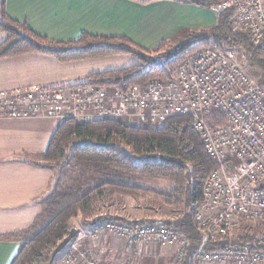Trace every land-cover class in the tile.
Segmentation results:
<instances>
[{
  "label": "trees",
  "instance_id": "obj_1",
  "mask_svg": "<svg viewBox=\"0 0 264 264\" xmlns=\"http://www.w3.org/2000/svg\"><path fill=\"white\" fill-rule=\"evenodd\" d=\"M136 1L149 3L155 0ZM176 1L214 10L216 23L205 30L181 31L175 38L152 50L141 48L124 36H94L86 32L74 41H53L35 33L26 22L11 19L2 3L0 32L5 34V40L0 44V59L34 53L70 63L134 55L138 64L131 67L92 73L83 82L57 86L90 85L126 90L133 86L143 87L152 80H170L199 51L241 49L246 56L245 70L258 76L257 80L264 88V41L256 45L248 32L235 29L231 13L221 11L217 0ZM148 62L155 63L147 66ZM210 122V125L225 123L216 113L212 114ZM116 140L124 147L116 145ZM41 157L49 167L59 172L60 187L44 200L45 211L34 226L12 234L18 243V251L10 264H53L58 256L50 263L53 249L72 228H77L74 222L79 219V228L86 230L110 220L133 225L146 223L127 221L109 214L96 215L98 203L116 198L150 197L168 207L185 208L182 218L165 222L173 225L189 241L182 264L189 262L200 245L203 233L194 221V214L202 201L204 182L217 165L206 154L193 129L192 118H171L160 127L147 124L128 126L122 120L83 123L66 119L58 125ZM65 167L77 175L69 178L71 174L61 172ZM157 177L166 179L170 185L150 187L148 181ZM236 234L208 241L206 251L235 245L264 253V237Z\"/></svg>",
  "mask_w": 264,
  "mask_h": 264
},
{
  "label": "built area",
  "instance_id": "obj_2",
  "mask_svg": "<svg viewBox=\"0 0 264 264\" xmlns=\"http://www.w3.org/2000/svg\"><path fill=\"white\" fill-rule=\"evenodd\" d=\"M220 1L231 13L235 29L248 32L256 45L264 41V0ZM109 90L90 85L2 89L0 119L122 120L128 126L160 127L171 118H192L206 154L217 165L204 182L202 201L194 214L203 233L194 260L201 264H264V253L248 246L205 249L208 241L235 234L242 221L264 225V88L239 64L235 50H203L168 81ZM213 113L225 123L208 124L206 119ZM103 233L130 246L176 248L179 259L189 247L184 235L162 223L133 225L110 220L90 229L85 237L96 242ZM82 239L72 240L63 263L102 264L80 246Z\"/></svg>",
  "mask_w": 264,
  "mask_h": 264
},
{
  "label": "crops",
  "instance_id": "obj_3",
  "mask_svg": "<svg viewBox=\"0 0 264 264\" xmlns=\"http://www.w3.org/2000/svg\"><path fill=\"white\" fill-rule=\"evenodd\" d=\"M2 3L11 19L26 22L35 33L53 41H74L86 32L124 36L146 50L175 38L183 29L211 28L217 19L210 9L176 0H0V13ZM4 40L5 34L0 32V44ZM114 57L126 56L70 63L34 53L0 59V90L69 84L74 78L104 72L98 70H104L100 68L110 65L107 62ZM53 121L46 117L0 119V264H10L17 254L18 243L12 234L34 226L45 211L44 200L60 187L59 172L41 157L58 127ZM55 177L59 178L56 185ZM83 230L79 228L78 232ZM80 246H92L103 264H139L142 257L151 259L155 255L149 250L153 246L132 249L107 233L97 242L83 238Z\"/></svg>",
  "mask_w": 264,
  "mask_h": 264
},
{
  "label": "rangeland",
  "instance_id": "obj_4",
  "mask_svg": "<svg viewBox=\"0 0 264 264\" xmlns=\"http://www.w3.org/2000/svg\"><path fill=\"white\" fill-rule=\"evenodd\" d=\"M217 1L220 3L219 9L221 11H227L221 7V1L220 0H217ZM190 5H193V4H190ZM212 12H214L216 15V12L214 10H212ZM188 31H199V30H188V29L182 30V32H184V33H186V32L188 33ZM200 52L201 51H199L198 53H200ZM235 52L237 53V58H238L239 64L243 67L244 70L245 69L247 70V65L245 62V60H246L245 53L241 49H236ZM124 56H126V57H117V59L114 57L115 59H113V61L107 62L110 65L102 66L103 68H100V69H104V70H98V71H105V70L108 71L109 69H115V68L119 69V68L131 67L135 64H138V60L134 55H124ZM110 60H112V59H110ZM154 63L155 62H148L147 66L153 65ZM90 66H92V65H90ZM249 75L254 81H256V83L259 84V81L257 80V79H259L258 76H256L253 72H251V74H249ZM84 79H85L84 76L77 77V78L70 80L69 84H77L79 82L85 81ZM109 92L112 93V89H110ZM211 116L212 115L208 116L206 119V122L208 124L211 123L210 122ZM53 122L56 126H58V124H59L58 121H53ZM115 144L118 146L120 145V146L124 147V145L122 143H120L118 140L115 141ZM125 151H127V150H125ZM216 168H217V166L215 167V169ZM61 172L71 174L69 176V178H71V179H72V176L77 175V174L74 175L75 173H72L71 170H69L67 167L63 168L61 170ZM56 180H59V178L55 177L54 185L57 184ZM69 181H71V180H69ZM148 185L150 187H153V188H158V187L164 188L165 186H169L170 182L164 178H158L157 177V178L150 179L148 181ZM185 211H186V209L183 207H182V209L175 208V207H168L166 205H163L160 202L153 200V198H150V197H146L144 199L135 198L133 201L129 200V202H127L126 199H124V198H122V199L116 198L112 201L111 200L102 201L101 203H98V205L96 207V215L97 216H104L105 214H109L111 216H116L118 218L121 217L123 220H127V221H130V219H134V220L139 219V221H141V220L146 221V223L144 225L157 224V223H162V224L166 225L165 224L166 221L178 220V219L182 218ZM74 224H75V226H77V228H79L80 219L77 220L76 222H74ZM167 226L174 227L173 225H167ZM89 230L84 229L82 231V233L78 232L77 235L73 239H75V240L79 239V238L87 239V237H85V236ZM236 233L235 234L237 236H240L242 234L243 235L250 234V235H255L256 237H260V238L262 237L263 238L264 237V225L261 224V222H257V221H243L242 225H240V227ZM114 239L118 240V241H122V240H119L116 238H114ZM71 242L68 244V246L61 253L58 254V256L55 259L53 264H64L63 260L68 253L67 251L70 248ZM134 246L137 247L136 244H132L131 248L133 249ZM82 248H85V249L91 251L93 257L98 259L97 253L95 252V250L93 249L92 246H90V247L84 246ZM149 250L152 252H155V255L153 256V258H151V259L145 258L144 259V257H142V260H141V262H139V264H182V262L185 260V258H180V259L178 258V253H177L176 248L163 249L159 245H153V247ZM135 252L136 251L134 250V253ZM134 253H133V255H135ZM190 257L191 258L189 259V262L187 264H201L198 261L194 260L193 255ZM113 262H116V261H113ZM101 263L103 264V262H101Z\"/></svg>",
  "mask_w": 264,
  "mask_h": 264
},
{
  "label": "water",
  "instance_id": "obj_5",
  "mask_svg": "<svg viewBox=\"0 0 264 264\" xmlns=\"http://www.w3.org/2000/svg\"><path fill=\"white\" fill-rule=\"evenodd\" d=\"M78 230L77 228H72L71 231L69 232L68 236L64 238L52 251L50 255V263H52L55 259V257L61 253L67 246L68 244L72 241V239L77 235Z\"/></svg>",
  "mask_w": 264,
  "mask_h": 264
}]
</instances>
